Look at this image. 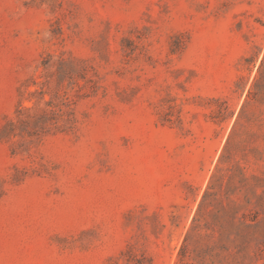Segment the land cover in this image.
I'll return each mask as SVG.
<instances>
[{
    "label": "rangeland",
    "instance_id": "1",
    "mask_svg": "<svg viewBox=\"0 0 264 264\" xmlns=\"http://www.w3.org/2000/svg\"><path fill=\"white\" fill-rule=\"evenodd\" d=\"M0 264H264V0H0Z\"/></svg>",
    "mask_w": 264,
    "mask_h": 264
}]
</instances>
